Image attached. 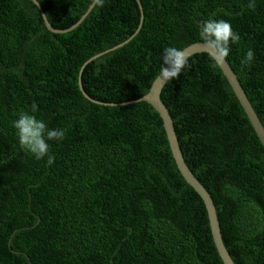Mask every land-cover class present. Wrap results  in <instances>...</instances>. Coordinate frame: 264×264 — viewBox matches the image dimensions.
Listing matches in <instances>:
<instances>
[{"label":"trees","instance_id":"obj_1","mask_svg":"<svg viewBox=\"0 0 264 264\" xmlns=\"http://www.w3.org/2000/svg\"><path fill=\"white\" fill-rule=\"evenodd\" d=\"M38 1L61 30L94 3ZM140 2V29L136 0H104L58 34L31 0H0V264H224L162 118L139 99L165 47L201 42L200 25L224 19L241 37L226 59L264 127V0L255 10L250 0ZM249 49L255 59L242 65ZM211 57H189L161 100L234 263L264 264V145ZM33 103L50 129L66 130L48 141L51 166L21 148L13 126Z\"/></svg>","mask_w":264,"mask_h":264},{"label":"clouds","instance_id":"obj_2","mask_svg":"<svg viewBox=\"0 0 264 264\" xmlns=\"http://www.w3.org/2000/svg\"><path fill=\"white\" fill-rule=\"evenodd\" d=\"M97 6L102 7L104 0H94ZM248 7L255 10V0H250ZM241 37L233 30L230 22L224 19H209L200 25V40L209 49L215 51L212 56L215 65H220L226 61L230 55L231 45L239 43ZM188 56L184 49L168 46L163 49L161 57V68L159 78L164 80L179 78L182 71L190 69L192 66L188 63ZM255 59L254 51L249 49L242 59V65H250ZM35 103L31 106V113L22 112L18 119L13 122L16 129L19 144L21 148L31 152L37 160L47 157V165L55 163L56 157L49 155L50 145L48 141H62L66 130L50 129L43 119H39L35 114L37 112Z\"/></svg>","mask_w":264,"mask_h":264},{"label":"water","instance_id":"obj_3","mask_svg":"<svg viewBox=\"0 0 264 264\" xmlns=\"http://www.w3.org/2000/svg\"><path fill=\"white\" fill-rule=\"evenodd\" d=\"M31 1L39 9V11L42 15L43 21H44L46 27L48 28V30L53 32V33H58V34L66 33V32H69V31L75 29L85 19V17L89 13V11L95 5V3H93L89 7L87 13H85L83 15V17L79 21H77L74 25H72L68 29L61 30V29L54 28L50 24L42 6L38 0H31ZM136 1H137L139 8L141 10V19H140V26H139V29H140L142 22H143V8H142L140 0H136ZM119 46H121V45H119ZM184 50L186 51V55L188 56V58L194 54L203 53V52L208 53L211 56L216 55L214 50L209 49L202 42L193 43V44L185 47ZM98 56L99 55L92 57L91 59L88 60V62L92 61L93 59H95ZM219 67L221 68V70L225 74V76H226L227 80L229 81L233 91L235 92L239 102L241 103L242 107L244 108V110H245V112H246V114H247V116H248V118H249V120H250V122H251L257 136H258V138H259V140L264 145V127L261 124L257 114L255 113L250 101L248 100V98L245 94V91L242 88V86L238 80L237 75L235 74L234 70L232 69V67L229 64V62L227 61V59L224 63L220 64ZM167 81L168 80H164L163 78H159V76H158L154 80L153 84L151 85L149 92L146 95H144L142 98H140L139 101H145V102L149 103L150 105H152L154 107V109L159 113L160 117L162 118L163 126L165 129L167 139L169 141V146H170L172 155L174 157V160L176 162V165H177L180 173L182 174V176L186 180V182L200 195V197L202 198V200L204 202V205H205L207 213H208V218H209L210 229H211L213 241L215 243L217 251H218L221 259L223 260L224 264H235L233 259L230 256L228 250L226 249L224 242H223L220 224H219V219L217 216L216 207H215V204L212 200V197L210 196V194L206 190V188L203 186V184L197 179V177L193 174V172L190 170V168L186 164L184 157H183L182 150H181L179 142H178L176 132H175L173 120L171 118V115H170L168 109L166 108L163 101L161 100L162 89L165 86V84L167 83ZM79 86H80V89H81L82 93L84 94V96L86 98H89L92 100V98H90V96L84 91L82 83H81V78L79 79ZM93 101H95V100H93Z\"/></svg>","mask_w":264,"mask_h":264}]
</instances>
